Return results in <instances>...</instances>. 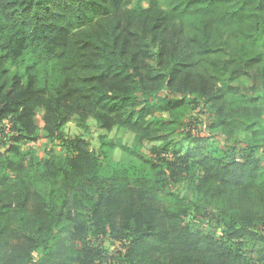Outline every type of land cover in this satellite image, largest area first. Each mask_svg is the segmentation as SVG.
Returning <instances> with one entry per match:
<instances>
[{"label":"trees","instance_id":"16d2710c","mask_svg":"<svg viewBox=\"0 0 264 264\" xmlns=\"http://www.w3.org/2000/svg\"><path fill=\"white\" fill-rule=\"evenodd\" d=\"M262 32L264 0H0V264H264ZM189 98L248 143L192 134ZM71 123L127 135L131 174Z\"/></svg>","mask_w":264,"mask_h":264},{"label":"rangeland","instance_id":"374dc122","mask_svg":"<svg viewBox=\"0 0 264 264\" xmlns=\"http://www.w3.org/2000/svg\"><path fill=\"white\" fill-rule=\"evenodd\" d=\"M162 9L167 10L170 2L172 0H157ZM135 1L132 4V7H135ZM143 7H146V1L142 3ZM257 49L260 52H263L264 54V32H262L257 37ZM243 84H241L242 86ZM205 105L202 103H193L191 98H189L186 102V104L180 109L179 116L180 119L186 124L190 125L192 129V134L198 135L199 137H206L208 138L212 143L218 146L223 145H236L239 148L244 147L246 143L250 140V137L247 135H244L242 133H239L235 135L230 140H227L222 133L219 130L213 129L210 126L211 118L208 116L209 112L207 113L205 109ZM35 124L42 128L43 123L41 121V114H38L35 117ZM89 130L87 133H84L80 129L76 128L74 124H68L64 128V133L68 138H73L77 135H83L86 137V140L89 144V149L93 152L97 153L100 158V166H101V174L107 177L117 175L122 177H127L131 174V170L133 165H135L136 159L132 158L123 152H121L117 148V142L119 140H124L126 142H129L130 138L127 135H121L116 133L109 134L106 138L108 140H112V143L114 145V149L102 151L100 146V141L98 138L99 132L96 131L95 127L91 124H89ZM237 141V142H236ZM236 142V143H235ZM59 141L49 142L45 139H40L37 142L29 143L26 146L23 147L24 151H31L32 153L42 156L44 152L48 151H54L58 152L60 147ZM107 149V148H104ZM2 153L3 150H0ZM257 153L260 155L264 154V149L257 150ZM202 225L206 226L208 229H210L213 233L219 235V228L212 224H206L202 223ZM104 247L107 249H112L111 243L105 242Z\"/></svg>","mask_w":264,"mask_h":264}]
</instances>
